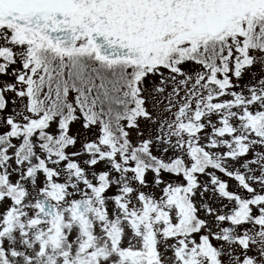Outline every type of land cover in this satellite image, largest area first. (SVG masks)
Instances as JSON below:
<instances>
[{
	"label": "snow or ice",
	"instance_id": "snow-or-ice-1",
	"mask_svg": "<svg viewBox=\"0 0 264 264\" xmlns=\"http://www.w3.org/2000/svg\"><path fill=\"white\" fill-rule=\"evenodd\" d=\"M0 264H264V0H0Z\"/></svg>",
	"mask_w": 264,
	"mask_h": 264
}]
</instances>
